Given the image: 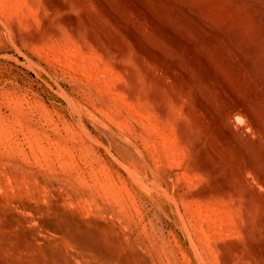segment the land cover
<instances>
[{
  "label": "rangeland",
  "instance_id": "374dc122",
  "mask_svg": "<svg viewBox=\"0 0 264 264\" xmlns=\"http://www.w3.org/2000/svg\"><path fill=\"white\" fill-rule=\"evenodd\" d=\"M61 1L63 9L57 0H0V244L9 245H0V264H264V185L250 163L215 136L233 159L228 167L242 165L247 183L201 170L135 94L131 76L139 50L119 23L96 0ZM127 1L118 9L133 8L125 15L142 28L140 41L166 42L162 30ZM211 2L197 0L193 9L207 10ZM231 3L216 0L212 12ZM249 3L236 2L227 18ZM85 6L93 15L89 10L85 17ZM172 6L167 19L187 25ZM253 18L239 19L243 31L260 27ZM108 35L119 36L112 39L123 42L117 46H125L124 54ZM238 121L245 146L263 141L250 121Z\"/></svg>",
  "mask_w": 264,
  "mask_h": 264
},
{
  "label": "bare ground",
  "instance_id": "6f19581e",
  "mask_svg": "<svg viewBox=\"0 0 264 264\" xmlns=\"http://www.w3.org/2000/svg\"><path fill=\"white\" fill-rule=\"evenodd\" d=\"M75 1L78 2V0H74V2ZM80 1H82V3L84 2L83 0H80ZM96 1L100 4V6L103 7L107 16H109L115 22L119 23L120 28L135 43V45L137 46L139 50L138 55H136L134 58L131 56L133 58V74L131 76V81L133 84L135 94L140 93V96L143 99L144 104L150 105L153 107L154 114L159 120V123L169 128L172 134L178 139L182 149L189 156H192L194 159H197L199 162H201V165L199 164L201 170H204L205 172L214 174V175L222 173V174H225L224 178H228V179L232 175H237V177L240 178L239 181L245 183V181H243L244 168L241 167L242 165L241 166L237 165L238 162H236L237 163L236 167H228V161H231V160L227 159L228 156L226 157V155L223 153L227 149L225 150L222 148L221 150L220 146L216 144L215 136H217L220 140L226 143H229L232 149H234L237 153H239L240 157H242L243 159H245L246 161L250 163L249 164L250 169L255 174H257L259 181L261 182V184L264 185V168L260 166L261 163L264 162V146L261 145L262 142L264 141V119H262L263 117L261 118V113H260L261 111H264V0H250L251 3L245 4L246 7L244 11H241V12L240 10L239 12L237 11V13L233 17H230L229 19L227 18V14L229 12L231 13V12L236 11V2L238 3L244 2L245 0H233V3L228 5L225 11L222 8V10L224 11V12L222 11L223 12L222 16L217 15V13H220L221 11L220 12L216 11L217 12L216 14L212 12L214 11L213 7H214V4L216 3V0H213V2H211V5L207 7V10L206 9L204 10L202 8L193 9L197 0H155V1L154 0L153 1L152 0H128L129 2L131 1L137 6L139 11L141 12V16H144V19L145 17H147L152 23L151 25L158 26L162 30L165 36L166 42L158 41V40H150V39L149 40L143 39L144 40L143 42L140 41V38H139L140 32L138 31L140 28L136 30L135 26L131 25L132 22L131 23L128 22V19L130 17L128 19L126 18V15L129 14L128 13L129 10H132L133 8L131 9L129 6H127L129 7L128 8L129 10H127L126 9L127 7L125 5L126 8L125 7L124 8L126 9V11L124 12H126L127 14L122 13L125 16V21L121 19L123 15L121 14L119 9H120V6L121 8H123L122 7L123 4H120L119 6L118 2L121 1L122 3V0H119V1L117 0L114 4L112 3L113 2L112 0H96ZM128 1L126 4H128ZM80 3L78 4L79 6H81ZM116 3L119 7H117V5L115 6ZM123 3H124V0H123ZM172 5L176 6V8L178 7L182 11V13L185 16V22L187 25L181 24L179 27L178 26L176 27L171 21H169L170 19L168 18V15H169ZM57 6L63 9L65 8V3L61 0H57ZM174 6L172 7L174 8ZM259 7H263L262 13L257 12V9ZM86 10H87L86 12L84 11L85 17L89 13L90 9H87L86 7ZM158 11H161L160 14L158 13ZM92 13L93 12H91V15H93ZM249 13L254 14L253 22L260 24V27L248 28V30L243 31L241 24L238 23V21L242 16L247 15ZM49 17L50 16H48V18ZM70 17H67V18L64 17V18L68 19ZM74 17L75 16H73V18ZM170 17H173V16H170ZM73 18H71L72 20L67 21L70 25L73 24V22H75ZM91 18H94V16ZM147 18L145 21H147ZM97 19L98 18L96 17V20ZM85 22H89V21H85ZM92 22H94V20ZM97 22L96 24L99 23ZM133 22H136V21H133ZM96 24H93V26H95ZM137 25L139 27V24ZM188 25L192 26V28L195 30V32L198 35L197 38H195L194 34L188 28ZM100 30L101 32H105L104 30L106 29L102 31V28H101ZM90 31L92 30L90 29ZM106 31H108V27ZM98 33L100 34V31ZM109 34H110V31H109ZM110 35L108 36L110 37ZM104 36L106 35H103V37ZM113 36H111L110 38L112 39ZM14 37H15V34H14ZM116 37H119V36H115V38ZM115 38L113 37V39ZM117 40H119V38H117ZM37 41L39 42V40ZM112 43L114 45V40L112 41ZM120 43L122 44L123 42L119 41L118 44H115L116 46L114 45L112 47H114V49L119 54L122 55L124 54L126 48L124 50L125 46L124 47L123 45L121 47L117 46ZM56 62L58 63V61ZM117 66H119V64ZM81 74H83V72H81ZM238 118H245L248 121H250L251 126L254 129L261 132L263 141L259 140V141L253 142L254 146L250 145L252 147H249L248 145L245 146L242 142V137H240V135L245 132L243 128L244 125L242 124L243 127H241V125L239 126L238 124L239 121L237 122ZM146 120L148 121V119ZM153 129L155 128L153 127ZM249 144H250V141H249ZM132 148L134 149V145ZM137 148L139 149V147ZM231 162L230 164H234ZM215 177L213 179H215ZM211 180L212 179H210V181ZM223 180L226 181L227 179H223ZM218 184L221 185L220 183ZM245 184L244 186H246ZM150 189H151V186H150ZM213 189L216 190V188H213ZM248 189H251V188H248ZM198 190H201V188ZM228 190H229V187H228ZM260 192L262 193V191ZM213 193H214V190H213ZM258 195L261 196L260 193ZM261 198L263 199L264 196H262ZM255 201L258 202L257 199ZM263 202H262V205H263ZM261 208L263 209V207ZM260 221L264 222V217ZM200 228H202V226ZM44 232L45 234L44 233L43 234L46 235L47 234L46 231ZM34 234L35 233H33V236H35ZM202 234H203V230H202ZM224 237L226 238V235ZM1 244H2L1 247L3 248L4 246L3 244L7 245L8 242L6 243L3 242ZM223 244L221 247H223ZM24 245L22 246L24 247ZM29 246L30 244L28 245V247ZM30 248H32V246L29 247L28 249ZM21 250H24V249L21 248ZM221 250L224 251V249H221ZM231 250L232 249H230V251ZM228 251L229 249L226 252L227 254H228ZM47 253H49V251ZM232 253H233V250H232ZM201 254H202V251H201ZM25 255L27 254L25 253ZM50 255L49 256L47 255V256L48 257L53 256L52 254ZM230 256L232 258L234 257L232 255H229V257ZM53 257L55 258V256ZM221 258H222L221 260H223V255ZM225 262L227 261L225 260ZM222 264H224V262Z\"/></svg>",
  "mask_w": 264,
  "mask_h": 264
}]
</instances>
